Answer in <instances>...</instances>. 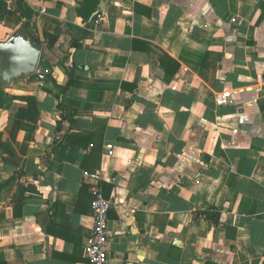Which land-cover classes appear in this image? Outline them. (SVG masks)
<instances>
[{"label":"crops","instance_id":"1","mask_svg":"<svg viewBox=\"0 0 264 264\" xmlns=\"http://www.w3.org/2000/svg\"><path fill=\"white\" fill-rule=\"evenodd\" d=\"M24 1L46 78L3 89L0 264H89L83 171L112 264H264V0Z\"/></svg>","mask_w":264,"mask_h":264},{"label":"built area","instance_id":"2","mask_svg":"<svg viewBox=\"0 0 264 264\" xmlns=\"http://www.w3.org/2000/svg\"><path fill=\"white\" fill-rule=\"evenodd\" d=\"M104 12L96 14L94 23L99 22ZM35 73L42 84L46 78L45 74L35 69ZM217 105H231L234 103V96L230 90L219 93L215 98ZM108 153H112L111 147L108 146ZM84 179L89 182L90 190L93 197L90 205L93 211V226L90 235L85 240L84 254L89 264H112L108 256V245L113 238V231L109 227V211L111 201L106 199L100 186V175L96 172L83 171Z\"/></svg>","mask_w":264,"mask_h":264},{"label":"water","instance_id":"3","mask_svg":"<svg viewBox=\"0 0 264 264\" xmlns=\"http://www.w3.org/2000/svg\"><path fill=\"white\" fill-rule=\"evenodd\" d=\"M42 43L29 30L24 19L19 28L0 41V88L25 74L35 72Z\"/></svg>","mask_w":264,"mask_h":264},{"label":"trees","instance_id":"4","mask_svg":"<svg viewBox=\"0 0 264 264\" xmlns=\"http://www.w3.org/2000/svg\"><path fill=\"white\" fill-rule=\"evenodd\" d=\"M8 1H11L15 5V8L18 9V13H16L15 10L8 7ZM89 2H91V0H86V5ZM0 14H10V15L17 14L20 22H22L25 19L28 28L30 27V19H31V15H32V9L30 7H28V5L25 3L24 0H0ZM95 16H93V18ZM49 44H51V42H49ZM68 74H69L68 81L65 84V86L62 87V90H64V91L68 90L73 85V75H72V73H68ZM3 95H4V90L0 88V107L2 106ZM60 128H61V120L58 121V124L56 127L57 131H59ZM54 142L57 143L58 138L55 139ZM0 149H2L4 151V153L6 154V160L12 161V159H11V156H12L11 146L9 145V143L2 141L1 134H0ZM14 180H15V176L12 175L11 177L1 181L0 182V194L2 193V191L4 189L11 187ZM212 220L216 221L217 219L213 218Z\"/></svg>","mask_w":264,"mask_h":264},{"label":"rangeland","instance_id":"5","mask_svg":"<svg viewBox=\"0 0 264 264\" xmlns=\"http://www.w3.org/2000/svg\"><path fill=\"white\" fill-rule=\"evenodd\" d=\"M19 26H20V24H19ZM19 26H18V28H19Z\"/></svg>","mask_w":264,"mask_h":264}]
</instances>
